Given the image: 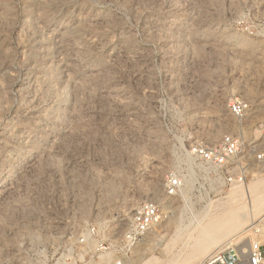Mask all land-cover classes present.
I'll return each mask as SVG.
<instances>
[{
    "label": "rangeland",
    "instance_id": "obj_1",
    "mask_svg": "<svg viewBox=\"0 0 264 264\" xmlns=\"http://www.w3.org/2000/svg\"><path fill=\"white\" fill-rule=\"evenodd\" d=\"M234 97L251 105L239 123L226 113ZM229 131L264 143V0H0L5 225L28 213L37 238L129 217L166 171L185 168L181 149ZM245 170V185L264 175ZM232 187L196 175L130 264L183 263L197 222L221 217Z\"/></svg>",
    "mask_w": 264,
    "mask_h": 264
},
{
    "label": "built area",
    "instance_id": "obj_2",
    "mask_svg": "<svg viewBox=\"0 0 264 264\" xmlns=\"http://www.w3.org/2000/svg\"><path fill=\"white\" fill-rule=\"evenodd\" d=\"M250 107L248 101L234 97L227 101L226 113L239 123L247 117ZM177 157L185 168L166 171L157 194L152 192L138 201L129 217L118 215L113 223H76L65 228L48 225L42 237L33 238L28 235V213L9 225H5L0 213V264H130L126 253L138 247L164 219V204L168 203L169 208L171 200L180 196L196 175L217 173L225 185L233 186L244 182L249 163L264 171V143L247 142L230 131L212 144L195 141L181 149ZM243 237V243L236 246L232 243L235 240L227 241L199 264H264V234L252 227ZM243 244L244 253L240 249Z\"/></svg>",
    "mask_w": 264,
    "mask_h": 264
},
{
    "label": "bare ground",
    "instance_id": "obj_3",
    "mask_svg": "<svg viewBox=\"0 0 264 264\" xmlns=\"http://www.w3.org/2000/svg\"><path fill=\"white\" fill-rule=\"evenodd\" d=\"M227 199L229 206L221 217L202 218L200 222H197V226L199 225V227L196 229V235L192 239L193 247L191 250L189 248L190 252L183 258V263L181 264H196V261L201 256L208 255L212 250L220 248L222 245H219L228 238L231 237L229 241L235 240L234 244H237L248 229L260 227V224L264 220V213H262L258 220L254 221V218L264 209V175L248 185L243 183L233 185ZM260 219L262 220L259 223L254 224V222H258ZM162 222L163 220L159 224ZM245 225L246 228L242 229ZM245 248L244 244L240 245L242 253H244ZM174 260H171L168 264H175L172 262ZM156 263H158L156 259L150 258L144 264Z\"/></svg>",
    "mask_w": 264,
    "mask_h": 264
}]
</instances>
